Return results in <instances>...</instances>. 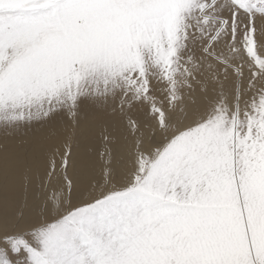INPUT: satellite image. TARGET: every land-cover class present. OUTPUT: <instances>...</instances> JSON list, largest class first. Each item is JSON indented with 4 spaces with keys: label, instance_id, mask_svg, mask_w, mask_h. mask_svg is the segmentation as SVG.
Here are the masks:
<instances>
[{
    "label": "snow or ice",
    "instance_id": "1",
    "mask_svg": "<svg viewBox=\"0 0 264 264\" xmlns=\"http://www.w3.org/2000/svg\"><path fill=\"white\" fill-rule=\"evenodd\" d=\"M0 264H264V0H0Z\"/></svg>",
    "mask_w": 264,
    "mask_h": 264
}]
</instances>
